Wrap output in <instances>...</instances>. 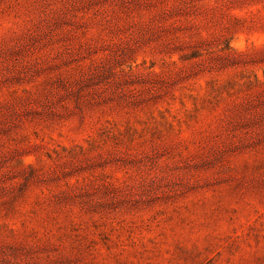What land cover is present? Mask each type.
<instances>
[{"label":"rangeland","instance_id":"1","mask_svg":"<svg viewBox=\"0 0 264 264\" xmlns=\"http://www.w3.org/2000/svg\"><path fill=\"white\" fill-rule=\"evenodd\" d=\"M0 264H264V0H0Z\"/></svg>","mask_w":264,"mask_h":264}]
</instances>
